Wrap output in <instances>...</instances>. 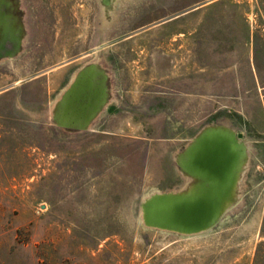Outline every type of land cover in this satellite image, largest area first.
<instances>
[{
  "label": "rangeland",
  "instance_id": "obj_1",
  "mask_svg": "<svg viewBox=\"0 0 264 264\" xmlns=\"http://www.w3.org/2000/svg\"><path fill=\"white\" fill-rule=\"evenodd\" d=\"M0 10L19 34L0 47V264H264V0ZM90 63L104 104L86 127L62 126L58 103ZM210 125L243 145L220 215L197 231L148 223L152 196L196 180L179 156Z\"/></svg>",
  "mask_w": 264,
  "mask_h": 264
},
{
  "label": "water",
  "instance_id": "obj_2",
  "mask_svg": "<svg viewBox=\"0 0 264 264\" xmlns=\"http://www.w3.org/2000/svg\"><path fill=\"white\" fill-rule=\"evenodd\" d=\"M8 14L0 10V24L4 27L0 47L6 39L15 45L19 39V34L7 28ZM101 74L102 71L90 63L75 75L55 112L60 125L84 128L90 124L104 104ZM239 136L241 132L235 134L224 125L204 128L180 154L178 162L196 180L184 192L152 196L145 204L146 221L180 231H197L214 223L236 181L243 153Z\"/></svg>",
  "mask_w": 264,
  "mask_h": 264
},
{
  "label": "crops",
  "instance_id": "obj_3",
  "mask_svg": "<svg viewBox=\"0 0 264 264\" xmlns=\"http://www.w3.org/2000/svg\"><path fill=\"white\" fill-rule=\"evenodd\" d=\"M102 10H103V8H102ZM103 13H104V15H109V6L108 5H104V10H103ZM98 37H99V34H96L95 32H93L92 33V36L90 37V41H91V48H92V50L93 49H95L96 50V45H97V39H98ZM87 54H89L88 52H87ZM87 61V59L86 60H84L83 62H82V64L84 63V62H86ZM69 62H71V61H64L61 65H65V64H69ZM78 70V69H77ZM77 72V71H76ZM74 76V73L72 74V75H70V79L72 78Z\"/></svg>",
  "mask_w": 264,
  "mask_h": 264
},
{
  "label": "flooded vegetation",
  "instance_id": "obj_4",
  "mask_svg": "<svg viewBox=\"0 0 264 264\" xmlns=\"http://www.w3.org/2000/svg\"><path fill=\"white\" fill-rule=\"evenodd\" d=\"M6 44H7V42H6ZM9 44H7V46H8Z\"/></svg>",
  "mask_w": 264,
  "mask_h": 264
}]
</instances>
